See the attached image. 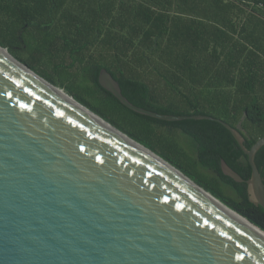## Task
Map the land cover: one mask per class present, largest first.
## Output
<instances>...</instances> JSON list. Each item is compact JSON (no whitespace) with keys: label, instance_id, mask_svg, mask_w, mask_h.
<instances>
[{"label":"water","instance_id":"1","mask_svg":"<svg viewBox=\"0 0 264 264\" xmlns=\"http://www.w3.org/2000/svg\"><path fill=\"white\" fill-rule=\"evenodd\" d=\"M98 83L138 115L221 124L251 173L221 172L264 210V137L245 147L244 116L158 114L107 70ZM0 264H264V231L0 47Z\"/></svg>","mask_w":264,"mask_h":264},{"label":"trees","instance_id":"2","mask_svg":"<svg viewBox=\"0 0 264 264\" xmlns=\"http://www.w3.org/2000/svg\"><path fill=\"white\" fill-rule=\"evenodd\" d=\"M0 47L264 231L246 184L221 172L223 159L251 173L226 128L138 115L98 83L107 70L129 102L158 114L233 128L244 116L250 149L264 137V0H0ZM254 161L264 183V146Z\"/></svg>","mask_w":264,"mask_h":264},{"label":"rangeland","instance_id":"3","mask_svg":"<svg viewBox=\"0 0 264 264\" xmlns=\"http://www.w3.org/2000/svg\"><path fill=\"white\" fill-rule=\"evenodd\" d=\"M70 79H72L73 82L77 81V79L75 77H73V76ZM199 172H203V171L199 170Z\"/></svg>","mask_w":264,"mask_h":264},{"label":"bare ground","instance_id":"4","mask_svg":"<svg viewBox=\"0 0 264 264\" xmlns=\"http://www.w3.org/2000/svg\"><path fill=\"white\" fill-rule=\"evenodd\" d=\"M236 215V214H235ZM237 216V215H236Z\"/></svg>","mask_w":264,"mask_h":264}]
</instances>
